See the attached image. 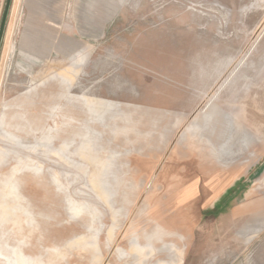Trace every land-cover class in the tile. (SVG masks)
<instances>
[{
  "label": "rangeland",
  "instance_id": "rangeland-1",
  "mask_svg": "<svg viewBox=\"0 0 264 264\" xmlns=\"http://www.w3.org/2000/svg\"><path fill=\"white\" fill-rule=\"evenodd\" d=\"M263 174L264 0L12 1L0 264H264Z\"/></svg>",
  "mask_w": 264,
  "mask_h": 264
},
{
  "label": "water",
  "instance_id": "water-1",
  "mask_svg": "<svg viewBox=\"0 0 264 264\" xmlns=\"http://www.w3.org/2000/svg\"><path fill=\"white\" fill-rule=\"evenodd\" d=\"M12 1L13 0H5V5L3 8L1 20H0V50H1V45H2V41H3L4 33L6 30L11 6H12Z\"/></svg>",
  "mask_w": 264,
  "mask_h": 264
},
{
  "label": "crops",
  "instance_id": "crops-1",
  "mask_svg": "<svg viewBox=\"0 0 264 264\" xmlns=\"http://www.w3.org/2000/svg\"><path fill=\"white\" fill-rule=\"evenodd\" d=\"M226 177H227V173H226V171H223V172H221V174H219V176L217 177V179H216V181H215V183H214V190H215V193H217L218 192V190L222 187V184H223V182L225 181V179H226ZM264 178V174H263V176H262V179ZM263 181H264V179H263ZM216 195V194H215ZM262 200H254L253 202L251 201L250 203V205H252L253 204V206L255 207V208H260L261 207V203H259V202H261ZM253 208V207H252Z\"/></svg>",
  "mask_w": 264,
  "mask_h": 264
}]
</instances>
